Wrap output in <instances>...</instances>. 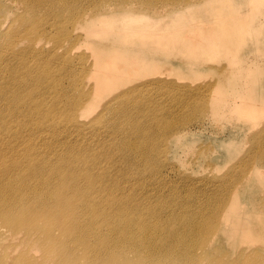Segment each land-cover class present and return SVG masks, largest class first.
<instances>
[{"label":"rangeland","instance_id":"rangeland-1","mask_svg":"<svg viewBox=\"0 0 264 264\" xmlns=\"http://www.w3.org/2000/svg\"><path fill=\"white\" fill-rule=\"evenodd\" d=\"M41 1L44 6L49 2ZM96 1L82 0V3L87 5ZM116 1L103 0L112 13L98 12L87 23L108 19L111 23H99L101 35H84L90 29L86 27L78 28L84 37L75 38L73 23L68 24L72 20L65 15V34L61 25L47 26V37L39 41L40 47L35 51L29 41L20 38L12 47H6L11 23L20 15L21 9L9 0H0V23L3 22L0 47L8 56L3 59L0 83L3 75H9L11 66H17L18 72L27 67L49 68L55 76L61 75L60 83L53 87V80L46 78V87L34 99L38 105L51 107L50 113H56L63 105L62 101L83 93L84 107H92L89 113L77 116L85 124L67 131L70 139L96 147L100 139L101 144L107 146L120 135L128 139L133 133L135 139L142 138V142L133 146L132 153L138 154L142 162L146 159L144 154L148 158L149 154L155 153L152 165L162 162L155 168L157 174L152 176L154 168L145 164V171L139 174L125 160L117 171L131 173L130 179L124 181L130 185L129 188L126 186L127 191L141 197L144 208H162L147 220L152 221L156 229H175L177 225L164 218L172 213L191 212L202 218L209 216L211 205L218 203L220 194L217 193L229 174L234 177L240 174L246 162L262 150L254 142L257 134L263 135L264 121V0H176L175 9L166 18L145 11L137 2L139 0H129L135 8L126 7L125 10L114 7ZM152 3L163 4L162 0ZM41 19L42 24L53 22L43 15ZM221 20L228 23L226 35L216 38L220 42L212 45L215 39L202 32L212 30ZM200 28L203 30L199 33ZM57 38L64 46L55 48ZM201 38L207 40L205 46L195 43L202 41L195 39ZM117 59L138 65L147 62V66L141 72L139 68L134 70L137 66L128 71L109 68L111 65L107 64ZM226 71H229L228 75H224ZM104 73L115 77L116 83L106 92L101 89V95L97 96L95 92L100 87L95 83L96 77L100 79ZM59 87L61 90L57 91ZM217 94L229 98L235 96L232 102L236 101L237 105H226L213 115L211 104L206 100ZM122 102L127 109L133 110L134 116L119 111ZM148 105L157 115L156 119L139 114L140 107L145 111L144 107ZM96 118L98 120L94 122ZM156 122L163 129L154 135L149 130ZM140 129L141 136L136 134ZM47 135L44 133L41 138ZM39 145L43 146V143ZM139 148L148 151L142 153ZM259 169L264 170V164ZM159 176L165 181L159 180ZM253 180L262 181L259 184L264 186V171L253 175ZM252 189L251 186L249 190ZM244 193H240L241 199L247 193L252 197L250 192ZM248 207L241 205L239 215H246ZM184 220L187 221L185 216ZM235 221L240 235L245 222L237 218ZM230 231L231 228L224 231L215 248L220 245L221 250L229 252L225 247L233 248L235 243L251 244L241 237L234 239ZM263 231L264 227L259 232ZM3 232L7 231L0 227V252L5 250L8 257V244H18L19 240L9 239ZM253 244L257 248L264 247V240Z\"/></svg>","mask_w":264,"mask_h":264},{"label":"bare ground","instance_id":"bare-ground-1","mask_svg":"<svg viewBox=\"0 0 264 264\" xmlns=\"http://www.w3.org/2000/svg\"><path fill=\"white\" fill-rule=\"evenodd\" d=\"M9 1L21 9L10 26V39L6 45L9 48L20 38L29 41L33 50H38L39 41L47 37V26L61 25L65 34V15L72 20L68 24L73 23L75 38L101 35L99 23H111L102 18L96 21L98 23L87 25L93 14L112 13L103 0L87 5H83L82 0H49L46 6L41 0ZM153 1L137 2L145 11L160 18L168 17L178 3L162 0L163 4L157 6ZM128 2L117 0L114 7L135 8ZM42 15L53 22L42 24ZM227 24L226 20H221L212 30L202 33L215 39L212 45L218 44L220 40L216 38L226 35ZM86 27L90 29L84 35L79 33L78 28ZM202 30L200 28L198 32ZM59 39L55 40V48L64 46ZM195 40H202L195 42L197 45L207 44L206 39ZM7 57L0 47V71L4 67L3 59ZM107 65L127 71L137 66L134 70L139 68L141 72L147 62L138 65L117 59ZM8 73L3 75L0 83V227H4L7 232L3 233L8 234L9 239L14 237L19 241L8 244V257L5 250L0 252V264H264V247L257 248L253 244L264 240V233L259 232L264 227V186L259 184L262 181L253 180V175L264 171L259 169L264 164V121L263 135L257 134L254 142L262 150L246 162L240 174L235 177L229 174L217 193L220 194L218 203L211 205L210 215L202 218L196 212L172 213L164 219L176 224L177 228L160 230L147 218H153V212L162 208H144L141 197L127 191L130 185L124 181L130 179L131 173L117 171L125 160L137 173L145 171V164L154 168L152 176L157 174L155 168L162 162L152 165L155 153L149 154L148 158L144 154L143 162L138 154L132 153L133 146L142 142V138L135 139L133 133L128 139L120 135L107 146L101 144L100 139L96 147L70 139L67 131L85 124L77 116L92 109L91 106L84 107L83 93L65 99L56 113H50L51 107H42L34 99L42 94L46 78L53 80L51 86L58 87L61 75L55 76L44 67L38 70L27 67L18 72L17 66H11ZM228 73L226 71L224 75ZM96 79L95 83L100 87L95 92L97 96L101 95V89L106 92L116 83L110 73ZM59 89L61 87L56 90ZM234 97L217 94L206 102L211 104L212 113L216 115L218 109L222 110L226 105L236 106V101L232 102ZM201 99L204 102V96ZM144 108L145 111L140 107V115L156 119L151 106ZM118 109L134 116L133 110L127 109L123 102ZM158 125L160 123L156 122L149 131L157 135L163 129ZM44 133L48 135L41 138ZM136 134L141 136V129ZM40 139L43 146L39 145ZM139 150L142 153L148 151L147 148ZM159 180L165 181L161 176ZM251 186L252 191L249 190ZM247 187L252 197L243 192ZM240 193L246 197L241 199ZM241 205H249L246 215H239ZM235 218L245 222L240 235L236 231ZM228 228H231V237H241L251 244L235 243L233 248L225 247L229 252L221 250L220 245L215 248Z\"/></svg>","mask_w":264,"mask_h":264}]
</instances>
